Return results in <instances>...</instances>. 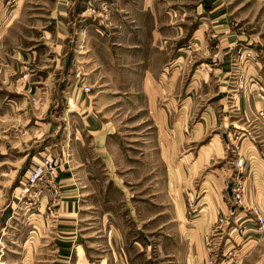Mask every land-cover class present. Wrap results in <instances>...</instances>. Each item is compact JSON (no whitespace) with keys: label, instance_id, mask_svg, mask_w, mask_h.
<instances>
[{"label":"rangeland","instance_id":"374dc122","mask_svg":"<svg viewBox=\"0 0 264 264\" xmlns=\"http://www.w3.org/2000/svg\"><path fill=\"white\" fill-rule=\"evenodd\" d=\"M236 29L264 40V0H0V264H264V108L219 99Z\"/></svg>","mask_w":264,"mask_h":264},{"label":"crops","instance_id":"0c3cea01","mask_svg":"<svg viewBox=\"0 0 264 264\" xmlns=\"http://www.w3.org/2000/svg\"><path fill=\"white\" fill-rule=\"evenodd\" d=\"M148 1L149 0H147V2ZM170 18L172 17L170 16ZM239 34L242 35L243 31H237L236 29L234 34L230 33L228 35V37L230 36L229 41H228L229 43L225 44L226 46L222 47L223 49L220 51L223 55L228 54L222 57V61L220 62V68L217 70L218 84L220 86L219 88L220 89V95H219L220 106L223 108L222 100L224 98L230 99V100H234V98H238L242 100L249 99L256 112V119L261 124V120H259L260 118L258 117V112H259L258 110L260 108H261L260 110L264 108V100H261V101L258 100L256 96L257 90L255 86L252 85L250 87L249 86L250 84H249V85H246L243 90H239L236 86L237 85L236 81H237L238 74L242 73V75H244L245 77L244 79L250 78L249 80L250 83L260 82L262 87H264V60H263L264 59V40L259 44L260 38L258 37V35H255L253 31H252V35L251 36L249 35L248 39L242 37ZM243 51L247 54H252V55H251V61L248 62L242 68L241 64H239L238 56L239 54L244 55ZM233 53L235 54V58H234L235 63L233 65H230V61L232 59ZM247 92L250 96H247L248 95ZM243 93H245L246 95L244 96ZM243 105H245V103H242V106ZM244 107L238 110L235 109L233 111L234 112L233 114L236 115L238 119L237 121L233 122V124L236 123V125H234L236 128H239L237 124L239 123V125H242L240 122L242 121L244 122V118H246V111ZM256 107H259V108L256 110ZM221 111H222V114L220 117V122L223 116L225 118H227V116L231 117V113H232L231 111H226L223 109ZM261 128L263 129L262 124H261ZM211 146L204 147L201 150V154H199V157L197 158L196 163L204 162V161L208 162V161H211L215 157L224 156L225 151L221 143H216L215 141L214 144H212ZM208 210L211 211L210 208ZM202 226L203 227L206 226L205 221ZM82 255H83V250L80 246H78L77 256L82 257Z\"/></svg>","mask_w":264,"mask_h":264},{"label":"built area","instance_id":"2783aa9c","mask_svg":"<svg viewBox=\"0 0 264 264\" xmlns=\"http://www.w3.org/2000/svg\"><path fill=\"white\" fill-rule=\"evenodd\" d=\"M37 169L27 177L26 182L27 186L26 189H30L36 185V183L40 182L42 177L44 176L46 170L51 168V163L49 160L45 159L41 162V164L36 167Z\"/></svg>","mask_w":264,"mask_h":264}]
</instances>
